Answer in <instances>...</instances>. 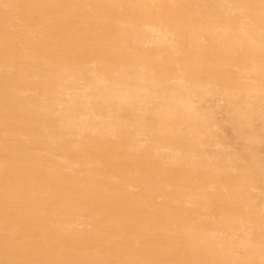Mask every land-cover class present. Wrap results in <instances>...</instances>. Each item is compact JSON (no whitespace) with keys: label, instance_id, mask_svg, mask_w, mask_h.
Wrapping results in <instances>:
<instances>
[{"label":"rangeland","instance_id":"1","mask_svg":"<svg viewBox=\"0 0 264 264\" xmlns=\"http://www.w3.org/2000/svg\"><path fill=\"white\" fill-rule=\"evenodd\" d=\"M141 26L164 29L167 42L156 44ZM220 29L227 33L212 40L201 33ZM121 40L129 58L157 47L179 65L205 58V70L222 68L154 72L199 79L206 89L181 101L178 81L158 83L165 96L137 107L129 96L154 83L123 87V117L108 120L97 84L84 83L69 114L82 127L67 130L21 109L26 101L14 96L27 72H2L33 51L90 57L95 45ZM263 45L264 0H0V264H264V72L248 69ZM29 95L31 111L62 126L67 113L41 105L39 89ZM161 143L182 149L171 154ZM109 210L124 217L126 233L109 231ZM104 239L117 245L110 251Z\"/></svg>","mask_w":264,"mask_h":264},{"label":"bare ground","instance_id":"2","mask_svg":"<svg viewBox=\"0 0 264 264\" xmlns=\"http://www.w3.org/2000/svg\"><path fill=\"white\" fill-rule=\"evenodd\" d=\"M136 3H138V1ZM241 12H243V11H241ZM107 27H108V31H110V26L108 24L106 25V29H107ZM140 28H141V30H144V32L147 35L149 34L150 37L153 36L156 39V40L154 39L156 41V44H158V43L160 44L161 42L162 43L164 42V38H165V34H166V31H164V29L160 30V29H158V27L157 28L146 27V29H145L144 26H141ZM226 28L228 29V27H226ZM108 31H106V32L108 33ZM201 33L208 36L212 40L213 38H218V37L220 38L221 35L227 33V30L220 29V30H213L212 32L202 30ZM260 33H262V32H260ZM241 35H244V34H241ZM167 36H168V34H167ZM123 38H124V36L122 37V39ZM132 38L134 39L135 36L133 35ZM149 39H152V38H149ZM166 42H164V43H166ZM164 43H163V46H164ZM201 44H202V46L200 47ZM201 44L200 45L195 44V47L196 48L200 47L199 49H207V50L211 49V47H209V44H205L202 42H201ZM18 45H19V43H18ZM123 45H125L124 40L123 41L121 40L120 43L119 42L118 43L110 42V41L101 42V43L95 45L93 47V49H90L91 50V56L90 57L86 56L85 54L83 55L82 53H78L76 55H74V54L70 55L68 52H63L62 50H56V49L49 52V53H46V52L45 53H36L35 51H33L32 53H27L24 56L22 55L21 58H19L18 60L14 59V61H11L7 64H3L4 66L2 65V72H27V73L21 74V76L23 77V79H20L22 83H19L18 85H16V87L18 88L17 89L18 91L15 93V96H14L17 101H19V100H21L23 102L26 101V103L23 105L24 107L22 106L21 109L22 110L25 109L28 112H30L32 114V118L36 119L37 121L39 119L38 123H40V125L45 126V124L47 122H49L53 125L54 129H61L62 128V130H65V129L67 130V129H73L74 127H77V126L82 127L79 124L77 125V122L69 114H73V112L76 111L75 109L78 108L77 104H79V103H77V101H75L76 100L75 97L77 96L78 88H80L84 83H96L97 84L99 91H98V94H96V96H98V99H100V98L104 99L105 98V100H106V109L105 108H104L105 110L103 109L104 113H102L100 116L103 117L105 120H108L114 116L123 117V115L119 114V112H118V110H119L118 107H121V104L124 103L123 99L125 98L124 97L125 93L123 91V87H127L130 85H141V84H144L150 80L154 83L153 84L154 88L152 86H150L149 92H142V93L140 92L138 94H134L131 97L129 96V99L132 103H134L133 100L136 101L134 104H136L137 107L138 106H140V107L141 106L142 107L148 106L147 105L148 102L152 101L156 97L159 96L161 98V97L165 96V93L163 91L156 89V86L158 83L168 84L171 81H176V83L178 81L179 83H177L178 84L177 86L179 87V89L177 87L176 90L181 91V93L183 92L181 94V95H183V97H178V96L177 97H178V100H181V101L187 100L188 97H193V99L195 100L197 93L198 92L200 93L204 89H206V86H203L199 79L198 80L193 79V80L187 81V80H184V78L182 76H176V75L171 76V77H170V75H164V76L162 75L159 77L154 72H205V71L206 72H213L214 70H217V68L218 69L222 68V66L219 67V65H217L218 67L216 68L214 65V66H211L214 70H212L211 68L205 70L200 65V64H203V62L205 61V58H203L202 61H200L198 59H193V60L189 61V59L182 57L183 58V64L179 65V64L174 63L175 59H171L169 57L164 58L161 55H159V53H158L159 49L157 47L153 48V49L145 50V52H144L145 54H143V55H138V56L135 55L134 57L129 58L127 56H124V48L122 50ZM188 46H189V44H188ZM230 49L231 48H229V50ZM169 50H170V48H169ZM226 50H228V48ZM2 53H4V52H2ZM233 53H235V51H233ZM256 58H260V60L253 62L250 65H248V69L252 73L253 72H259V73L264 72V57L261 58L260 56H256ZM16 63H18L19 65ZM226 65H229V64L226 63ZM30 72H36V73H30ZM39 72H42V73H39ZM54 72H96V73H93L89 76L74 75V76L69 77V76H63V73L56 74ZM123 72H149V73L144 74L143 76L128 78V77L124 76ZM15 76H17V75L13 74L11 76L10 75L6 76L5 78L12 79ZM18 78H20V76H18ZM29 78L33 79L34 81L31 83H27L26 81H24V79H29ZM180 81H186V82L184 84H181ZM249 82L251 83V81H249ZM252 82H253V80H252ZM209 84L211 87L212 86H213V88L215 87V84H213L211 82ZM208 86L209 85H207V87ZM61 87H64L65 89L60 91V89H58V88H61ZM36 89L43 91V96H42V98L39 99L40 104L41 105L44 103L50 104L52 107V110H53V111H50L51 113H55V112L57 114H59L60 112L61 113H63V112L67 113L60 120H58L60 123H62L61 127L57 126L56 121L53 119L51 120L50 117H48L46 114H44L42 112L35 111V110L31 111V110H33L32 109L33 107H30V106L32 103H34L35 99H34V96L29 95V93L30 94L36 93ZM211 91H212V88H211ZM249 93H250V91H249ZM171 94L173 95V92H171ZM246 96H248V95H246ZM237 97H239V96H237ZM211 98H213V97H211ZM215 98L216 97L213 98V101L215 103H217L218 101H216V100H218V99L215 100ZM27 99H30V101H28ZM253 100H254V98H253ZM202 101H204V98ZM95 102H97V101H95ZM219 102H218V104H219ZM262 102H264V101H262ZM63 103H68V104L66 106V104H63ZM149 105H151V103H149ZM166 106H167V108L168 107L172 108L170 106V104H168ZM176 106H173V107H176ZM193 111H194L193 108H190V110H188V114H190V115H187V116L188 117L193 116L192 115ZM134 114H135L134 112H131V114L128 115V117L129 116L131 118L135 117ZM146 115L149 116V118H151L153 120V119L158 118L159 113L158 114L154 113L151 115H150V113L149 114L147 113ZM95 116H91V117L93 118ZM88 117L91 118L90 116H88ZM137 118H142V117L137 115ZM201 118H202V116H201ZM82 125H84V123H82ZM167 125L169 126V124H167ZM211 127L213 128V126H211ZM40 129H42L43 131L47 130V128L42 127V126L40 127ZM211 129H209V130H211ZM181 130L183 131V129H180V131ZM213 130H215V129L213 128ZM187 132L189 135L192 136V134L190 133L189 130ZM244 135H246V137H248L247 134H244ZM238 136H240V135H238ZM241 138H242V134H241ZM245 139H244V141H245ZM248 139H250V138H248ZM247 142H248V140H247ZM168 144L169 143H166V144L161 143V144H156V145H157L159 150L165 149V151L168 150L169 152H171V154L177 153L179 150L182 149V148H179L177 146L174 147L173 145H171V147H170V146H168ZM217 146H220V148H221V144H217ZM222 149H224V147H222ZM218 150L220 151L221 149H218ZM158 152H160V151H158ZM223 171H224V169H223ZM188 201H189L188 199H187V201L185 200V202H187V203H188ZM185 205H186V203H185ZM113 213H114V211H110L109 213H107L109 220L106 222V225L108 226L109 231L110 232H116V233H122V234H124V232L126 233L127 230L124 227V217H121V216L120 217H118V216L114 217ZM239 218L241 219V217H239ZM154 220H155V218H154ZM168 221L169 220H167L166 223H169ZM225 235L226 234H224V236ZM240 240H241V238H240ZM104 241H105L104 246L108 245L110 247L109 248L110 251L113 250V247L117 245V241L112 242L110 240H105V239H104ZM168 241H169V244L171 247H173L175 245H180V243H177V241H174L173 239H168ZM121 247H124V240L122 242ZM118 256H120V255H118ZM118 256H115V260H118V258H117ZM122 256H123V254H122Z\"/></svg>","mask_w":264,"mask_h":264}]
</instances>
